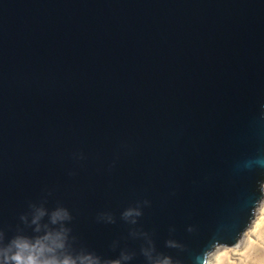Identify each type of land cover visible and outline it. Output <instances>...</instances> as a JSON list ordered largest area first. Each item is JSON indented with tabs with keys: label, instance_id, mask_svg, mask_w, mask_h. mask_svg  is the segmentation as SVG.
<instances>
[{
	"label": "water",
	"instance_id": "water-1",
	"mask_svg": "<svg viewBox=\"0 0 264 264\" xmlns=\"http://www.w3.org/2000/svg\"><path fill=\"white\" fill-rule=\"evenodd\" d=\"M263 195L264 0H0V264H206Z\"/></svg>",
	"mask_w": 264,
	"mask_h": 264
},
{
	"label": "rangeland",
	"instance_id": "rangeland-1",
	"mask_svg": "<svg viewBox=\"0 0 264 264\" xmlns=\"http://www.w3.org/2000/svg\"><path fill=\"white\" fill-rule=\"evenodd\" d=\"M263 207L264 195L256 207L251 224L238 242L234 245H216L210 252L208 264H264Z\"/></svg>",
	"mask_w": 264,
	"mask_h": 264
},
{
	"label": "clouds",
	"instance_id": "clouds-1",
	"mask_svg": "<svg viewBox=\"0 0 264 264\" xmlns=\"http://www.w3.org/2000/svg\"><path fill=\"white\" fill-rule=\"evenodd\" d=\"M15 259H16L17 261H20V260H21V257H20V256H16ZM30 261H31V258H30ZM31 264H35V262L32 261Z\"/></svg>",
	"mask_w": 264,
	"mask_h": 264
},
{
	"label": "bare ground",
	"instance_id": "bare-ground-1",
	"mask_svg": "<svg viewBox=\"0 0 264 264\" xmlns=\"http://www.w3.org/2000/svg\"><path fill=\"white\" fill-rule=\"evenodd\" d=\"M263 213H264V207H263ZM260 220H262V218H260ZM258 223V222H257ZM253 233H254V231H253ZM210 255V254H209ZM209 258V257H208ZM208 261V260H207ZM206 264H208V263H206Z\"/></svg>",
	"mask_w": 264,
	"mask_h": 264
}]
</instances>
